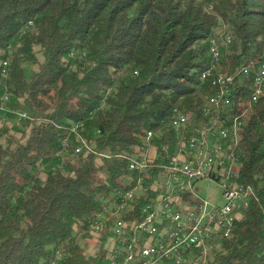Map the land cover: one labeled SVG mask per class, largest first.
Returning a JSON list of instances; mask_svg holds the SVG:
<instances>
[{"label": "trees", "instance_id": "trees-1", "mask_svg": "<svg viewBox=\"0 0 264 264\" xmlns=\"http://www.w3.org/2000/svg\"><path fill=\"white\" fill-rule=\"evenodd\" d=\"M222 23L221 73L264 61V0H0V264L58 250L63 264H104L77 241L128 173L117 155L214 94L200 71ZM242 122L240 182L257 200L209 264H264V96ZM84 141L93 152L77 153Z\"/></svg>", "mask_w": 264, "mask_h": 264}, {"label": "built area", "instance_id": "built-area-1", "mask_svg": "<svg viewBox=\"0 0 264 264\" xmlns=\"http://www.w3.org/2000/svg\"><path fill=\"white\" fill-rule=\"evenodd\" d=\"M231 41L223 23L210 41L217 69L202 81L216 94L195 114L175 109L166 130L148 131L141 147L117 155L128 163L123 177L130 183L119 181L112 197L103 199L88 240L106 251L104 264H209L214 255L208 247L234 238L254 196L253 187L240 182L238 151L242 120L264 96V61L238 67L234 76L219 75V52ZM9 66L10 58L2 64L6 78ZM243 79L254 82L247 102L238 89ZM83 150L93 152L85 141L77 153ZM206 181L220 189V199L203 195ZM64 257L58 250L50 264H63Z\"/></svg>", "mask_w": 264, "mask_h": 264}, {"label": "rangeland", "instance_id": "rangeland-1", "mask_svg": "<svg viewBox=\"0 0 264 264\" xmlns=\"http://www.w3.org/2000/svg\"><path fill=\"white\" fill-rule=\"evenodd\" d=\"M216 36V32H215V34H214V36L213 37H215ZM262 40H264V38L262 39ZM211 41V40H210ZM220 67V66H219ZM207 69V68H206ZM204 72V69H202L201 71H200V73H201V76H202V73ZM219 73H221L220 72V68H219ZM30 75H31V72H28L27 73V76H28V78L30 77ZM201 76H200V80H201ZM202 81V80H201ZM202 83L203 84H208V82H206V81H202ZM210 85V84H209ZM251 85V86H250ZM250 85L248 86L249 87V89H250V91H251V93H252V90H251V88H252V86H253V83L251 82L250 83ZM211 86V85H210ZM211 88H213L214 90H215V92H214V94H216V89L214 88V87H212L211 86ZM214 94L213 95H211V96H214ZM211 96H208L207 98H209V97H211ZM249 98H251V94H250V96H249ZM248 98V99H249ZM248 99L246 100H244V101H248ZM202 106V105H201ZM254 107V106H253ZM240 157V156H239ZM240 163H241V161H240ZM42 177L45 179V175L44 174H42ZM119 181H121L123 184H129L130 183V178H128V177H121L120 179H119ZM201 189H202V192H203V195L204 196H206V197H208V198H210L211 200H214V199H220V196H221V191H220V189H218L217 188V186L215 185V184H213V183H211V182H209V181H206L205 183H202V185H201ZM253 192H254V196L252 197V199H251V201L252 200H257V193H256V191H255V189L253 188ZM78 245L82 248V249H84V252H85V254H86V256H88V257H92V256H96L98 253H100L103 249H101L98 245H96V243H94V242H92V241H86V240H83V239H81V238H78ZM94 244V245H93ZM101 250V251H100ZM223 250V244H221V243H219V244H217V247H216V252L218 253V251L220 252V251H222ZM97 253V254H96ZM211 255H213V254H211ZM215 256V255H214ZM214 256H213V259H214ZM213 261V260H212Z\"/></svg>", "mask_w": 264, "mask_h": 264}, {"label": "bare ground", "instance_id": "bare-ground-1", "mask_svg": "<svg viewBox=\"0 0 264 264\" xmlns=\"http://www.w3.org/2000/svg\"><path fill=\"white\" fill-rule=\"evenodd\" d=\"M226 33L229 34L227 26H226ZM218 45H225V37H218ZM225 48L228 49V47H225ZM210 54H211V58H210L209 65H208L207 69L204 70V72L202 73L201 80L204 78V76L207 74L208 71H212V69H217V55H212V44L210 47ZM221 56H222V50L219 52V61L221 59ZM219 68L220 67H218V74L219 75L234 76V70H232L231 72H227V73H219ZM246 82L248 83V85H250V83L252 82L253 86L251 89H254V82L252 80H246ZM229 239H233V238H229ZM216 247L217 246L208 247V255H211V254L215 255L217 253L215 251Z\"/></svg>", "mask_w": 264, "mask_h": 264}]
</instances>
